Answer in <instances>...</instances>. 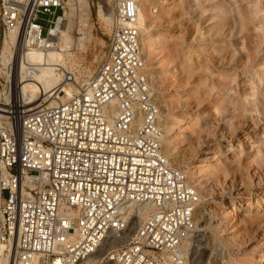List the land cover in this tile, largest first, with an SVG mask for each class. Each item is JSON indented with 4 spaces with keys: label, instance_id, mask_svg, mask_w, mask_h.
I'll return each mask as SVG.
<instances>
[{
    "label": "built area",
    "instance_id": "2783aa9c",
    "mask_svg": "<svg viewBox=\"0 0 264 264\" xmlns=\"http://www.w3.org/2000/svg\"><path fill=\"white\" fill-rule=\"evenodd\" d=\"M111 4L105 50L70 96L27 102L0 74V264H196L198 194L162 150L138 0ZM64 6L0 0V44L14 32L22 49L55 46Z\"/></svg>",
    "mask_w": 264,
    "mask_h": 264
},
{
    "label": "rangeland",
    "instance_id": "374dc122",
    "mask_svg": "<svg viewBox=\"0 0 264 264\" xmlns=\"http://www.w3.org/2000/svg\"><path fill=\"white\" fill-rule=\"evenodd\" d=\"M87 1L90 28L76 12L70 26L83 43L70 56L83 83L110 32L98 4L112 9L111 0ZM143 8L154 17L146 69L168 112L165 146L192 173L199 210H210L206 220L196 215L194 262L264 264V0H144ZM230 200L236 209L224 221Z\"/></svg>",
    "mask_w": 264,
    "mask_h": 264
},
{
    "label": "bare ground",
    "instance_id": "6f19581e",
    "mask_svg": "<svg viewBox=\"0 0 264 264\" xmlns=\"http://www.w3.org/2000/svg\"><path fill=\"white\" fill-rule=\"evenodd\" d=\"M163 2L164 1L159 2L158 6L161 4L163 5L164 4ZM65 3L68 7V10H65L63 18L59 23V32L55 37V43H54L55 46L45 50L22 49L20 47H17L18 44L20 43V40L19 38H17V41H15L16 35L14 32L7 33L6 36H4L5 38L3 37L4 42L2 39L3 46L0 50V61L2 68L0 66V74H3L4 72L11 73L13 77L12 84L23 96L24 101L33 103L39 100L40 102H46L50 104L53 103L57 98H64L70 96L74 91L78 90L80 86L83 84L82 82L83 80L80 79L79 74L73 72L72 69L75 60H72L70 58V56H72L73 53L76 52V50L81 48L83 43L80 42L81 39L75 40L73 38L72 34L70 33V29H71L70 26L73 25L72 22L74 23V21H72L71 18H73V15L76 12L78 17L77 18L78 22H82V24H86V26L89 27L90 5L87 0H65ZM192 4L197 5V3H192ZM138 5H139V9L137 15V25L139 27V40H140L141 51L145 63V70L151 80L153 95L157 105L159 106L158 120L162 129V135H161L162 150L168 162L184 172L186 176V181L189 183L192 175V173L189 171V168H186V166L184 167L181 164V160L176 155L172 154L171 153L172 151L165 146L166 135L168 132V128L170 127V125L168 124L169 122L167 120V117H165L168 115V112L166 111V113H164L165 112L164 105L161 103L160 96L156 95L157 91L153 83V79H154L153 73L152 72L150 73L146 69L147 68L146 62L148 59L145 56H147V53L150 51L152 47L151 40L148 38V34H149V29L154 22L153 20L154 17L151 16L149 12L146 13L144 12L145 9L143 8L144 0H138ZM218 7L219 9L220 7L223 8V4L218 3ZM223 11H221V13ZM97 16L102 20L106 28L111 30L112 21H113L112 9L111 12L105 11L98 4ZM74 18L76 19V17ZM88 27H86L87 30H90L88 29ZM82 30L83 28H81V31ZM88 36H90V34ZM88 36L86 38H88ZM14 42H16L15 48H13ZM67 69L71 70V75L73 73L72 79L70 80H68L66 77L68 71ZM90 72L91 69L87 68V73L89 74ZM195 189L197 194L199 195L200 190L197 187ZM198 205L199 204L197 203V207L195 208V215L199 214L201 217H205V220L209 218L210 210L205 209L204 211H201L199 210L201 206ZM229 207H232V209L229 210ZM234 209H236V203L234 200H230V204L225 208H223V210L221 211L220 219L227 221L226 219L227 217H229L230 211H233ZM134 210L136 211V208L131 209V212ZM152 210L153 208L149 207L143 211H139L140 214L138 220L147 217L152 212ZM196 222H198L197 218H196ZM197 227H198V223H197ZM132 229H133V225H131L129 231L123 233L120 238L113 239V243H120L128 239L129 235L132 233ZM210 240L211 239L207 240L208 243L210 242ZM101 253L102 252H99L90 256L88 258V262L90 264H103L101 262V257L99 256ZM211 264H219V262L217 259H213Z\"/></svg>",
    "mask_w": 264,
    "mask_h": 264
}]
</instances>
